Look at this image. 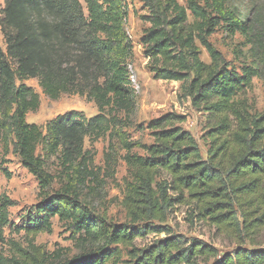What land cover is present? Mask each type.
<instances>
[{"label": "trees", "instance_id": "1", "mask_svg": "<svg viewBox=\"0 0 264 264\" xmlns=\"http://www.w3.org/2000/svg\"><path fill=\"white\" fill-rule=\"evenodd\" d=\"M150 27L141 43L156 80L181 83L180 98L215 120L207 130L203 156L197 139L182 127L185 117L167 113L152 120L153 142L131 143L124 131L135 111L129 61L133 45L126 31L125 0H4L0 30V167L13 154L41 188V201L17 226L10 217L16 202L0 198V264H264V248L255 238L264 231V111L236 100L261 74L244 65L237 71L211 43L219 29L228 36L250 34L252 20H242L225 0H142ZM202 48L211 62L205 63ZM36 79L52 100L78 95L94 102L98 114L85 118L72 111L59 115L46 128L27 122L41 105L40 95L26 84ZM118 137L127 154L131 180L124 207L130 224L114 225L80 201L76 183L87 171L85 141L107 134ZM138 148L144 155L132 154ZM40 152V153H39ZM60 155L69 183L46 193L52 177L44 159ZM6 177L11 179L7 169ZM72 172V173H71ZM177 204L192 208L194 217L208 222L237 244L223 256L200 240L186 242L165 226ZM54 218L68 224L73 239L88 249L71 260L36 244L52 233ZM144 225H141V224ZM5 229L24 233V241L5 236ZM167 236L145 248L134 246L149 234ZM254 249L246 248V244ZM258 247V248H256ZM129 261H123L124 251Z\"/></svg>", "mask_w": 264, "mask_h": 264}, {"label": "rangeland", "instance_id": "2", "mask_svg": "<svg viewBox=\"0 0 264 264\" xmlns=\"http://www.w3.org/2000/svg\"><path fill=\"white\" fill-rule=\"evenodd\" d=\"M125 1L129 9L125 28L133 45V55L129 65L135 111L129 118L125 112H120L118 116L126 121L127 126L124 131L127 133L129 141L131 143L151 144L153 138L150 132L141 130L139 127H146L152 120L167 113H175L185 117L186 120L182 127L197 139L202 154L206 158L208 145L205 136L207 130L214 126V118L208 116L204 110L195 108L190 99L179 97L181 83L154 78L141 43L144 31L150 27L141 18L148 14V10L144 7L142 0ZM225 1L226 6L242 20L247 15L252 20L253 29L250 34L237 33L232 36H228L224 30L219 29L212 35L211 43L237 71H241L244 65L259 67L260 60L264 55V0ZM178 2L180 5H187L186 0H178ZM4 7V0H0V17ZM0 44L5 48L1 30ZM201 58L207 64L211 62L204 48H202ZM26 84L34 88L41 99L39 110L35 113H29L27 116V122L30 124L46 128L48 123L59 115L72 111L78 112L85 118H92L98 114L95 103L86 97L63 95L55 101L43 93L38 80L32 79ZM236 100H246L253 107V111L258 114L264 111L263 62H261V74L253 80L252 88L240 93ZM126 154L127 151L120 139L110 135V133L98 140L87 139L83 154V163H85L87 171L84 178L81 177L76 183L77 192L83 205L91 209L96 215H105L109 222L114 225L130 224L127 210L124 207L126 183L131 180L124 159ZM132 154L144 155V152L134 148ZM0 156H3L1 147ZM42 156L45 171L52 177L51 187L46 190V193L53 194L69 183V180L66 179L67 170L62 164L60 155ZM3 169H7L12 176L11 179L6 177ZM40 193L39 181L23 167L21 160L13 154L6 156L5 163L0 167V198L5 196L16 202V206L9 210L11 220L15 225L22 226L25 223L23 215L32 211L33 207L41 201ZM52 222V233L41 234L35 240L37 245L42 246L49 253L57 255V261L71 260L79 255L83 249H88L86 245L72 238L68 224L60 222L58 218H54ZM151 225L155 227L165 226L172 230L174 235H179L186 242L195 239L203 241L218 249L221 256L234 252L237 247V244L220 235L208 222L200 221L194 217L192 208L184 204H177L167 216L165 223L153 221ZM13 230L5 229L7 239H16L22 243L24 233L15 234ZM166 236L165 233H152L144 238H138L134 246L145 248ZM255 243L258 247L264 248V231L255 238ZM1 247L2 245H0V249ZM246 248L254 249L250 243L246 244ZM123 251L125 252L123 261H129L126 250ZM197 264L205 263L198 262ZM209 264H213V261H210Z\"/></svg>", "mask_w": 264, "mask_h": 264}]
</instances>
